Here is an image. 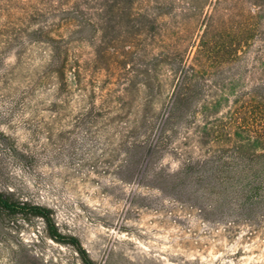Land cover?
I'll return each instance as SVG.
<instances>
[{"label": "rangeland", "instance_id": "obj_1", "mask_svg": "<svg viewBox=\"0 0 264 264\" xmlns=\"http://www.w3.org/2000/svg\"><path fill=\"white\" fill-rule=\"evenodd\" d=\"M155 4L0 0V191L51 209L95 264H264V222L214 212L152 177L178 172L185 151L200 158L206 148L184 129L154 157L136 144L145 142L147 110L158 136L171 66L190 62L200 29L154 14ZM250 44L217 118L264 83V44ZM152 83L157 98L146 108ZM0 264L83 263L40 220L0 219Z\"/></svg>", "mask_w": 264, "mask_h": 264}, {"label": "trees", "instance_id": "obj_2", "mask_svg": "<svg viewBox=\"0 0 264 264\" xmlns=\"http://www.w3.org/2000/svg\"><path fill=\"white\" fill-rule=\"evenodd\" d=\"M154 1V14L180 15L187 19V26L196 20L200 29L190 62L183 56L171 66L170 106L158 136H152L154 118H147V110L140 122L146 131L145 142L136 144L144 145L154 157L171 142L176 130L184 129L191 134L187 138L190 143L195 140L206 150L200 158L187 150L178 172L152 177L214 212L264 222V83L257 88L259 94L238 98L226 115L215 116L229 100L232 67L247 54L252 41L264 44V6L258 3L264 0H249V8L245 7L248 0ZM116 9L125 15L130 13V8L122 4ZM153 85L149 88L152 94L145 100L146 108L152 107L157 98ZM134 86L138 92L137 82ZM0 219L40 220L51 240L73 247L83 264H95L77 237L59 230L48 207L0 191Z\"/></svg>", "mask_w": 264, "mask_h": 264}]
</instances>
